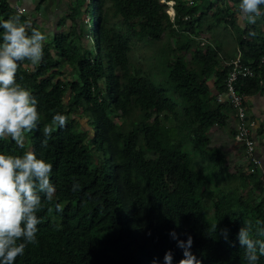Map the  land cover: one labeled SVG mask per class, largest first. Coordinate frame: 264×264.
<instances>
[{
	"label": "trees",
	"instance_id": "16d2710c",
	"mask_svg": "<svg viewBox=\"0 0 264 264\" xmlns=\"http://www.w3.org/2000/svg\"><path fill=\"white\" fill-rule=\"evenodd\" d=\"M94 1L78 0L68 15L74 20L84 8L88 29L74 37L55 34L43 44L40 63L25 60L17 69V82L38 100L40 119L25 133L23 148L0 141V151L42 155L52 164L56 191L50 201L42 196L37 239L14 264H163L167 250L178 264L183 250L171 229L179 239L191 234L190 250L201 264H246L236 233L244 222L264 221L263 183L258 174L239 170L243 185L250 183L259 195L257 203L244 198L228 181L231 176L222 174L224 155L202 150L210 144L207 131L227 124L229 107L217 97L229 68L219 63V43H196L194 37L209 22V28L231 25L242 62L253 73L235 84L246 100L264 82V16L240 27L234 14L239 0H166L174 2L171 22L157 0ZM12 15L9 4L0 3V18ZM20 18L30 32L27 19ZM184 32L176 49L192 51V64L171 61L166 80L156 82L130 61L135 42L154 44L164 34ZM161 58H167L162 48L152 58L154 67ZM65 70L72 80L63 76ZM79 111L86 128L76 120ZM57 112L66 117L63 128L52 120ZM74 181L78 191L71 189ZM224 228L231 244L220 234Z\"/></svg>",
	"mask_w": 264,
	"mask_h": 264
},
{
	"label": "clouds",
	"instance_id": "9594fccd",
	"mask_svg": "<svg viewBox=\"0 0 264 264\" xmlns=\"http://www.w3.org/2000/svg\"><path fill=\"white\" fill-rule=\"evenodd\" d=\"M239 11L248 23L255 24L264 16V0H239ZM249 34L255 35L254 32ZM45 39L41 30L26 31L19 15L0 18V141H12L19 148L24 147L25 133L37 127L40 113L37 98L17 82L16 73L25 60L33 65L40 63ZM52 120L63 128L66 117L57 112ZM49 132L45 127V137ZM51 176L52 164L34 151L21 154L0 151V264H14L18 255H24L26 246L36 241L41 220L37 212L42 207V196L50 201L56 191ZM79 187L76 181L71 185L73 191H78ZM55 211H62L60 203L55 204ZM213 227L216 229V225ZM220 234L226 242L232 243L227 228ZM169 235L183 250L178 264H201L190 250L191 234L179 239L175 229H171ZM236 240L244 249L246 264H259L264 257V221L244 222L236 233ZM172 260L171 250L165 251L163 264H172ZM151 264H159V261L153 259Z\"/></svg>",
	"mask_w": 264,
	"mask_h": 264
},
{
	"label": "rangeland",
	"instance_id": "374dc122",
	"mask_svg": "<svg viewBox=\"0 0 264 264\" xmlns=\"http://www.w3.org/2000/svg\"><path fill=\"white\" fill-rule=\"evenodd\" d=\"M88 0H86V3ZM95 1L93 0V3ZM109 4V3H107ZM216 5L219 6V2L217 1ZM85 7V5L83 6ZM212 13V11L209 13V15ZM234 14L238 18V25L240 27L244 26V18L241 16L239 11V5L234 6ZM171 21V20H170ZM62 24L59 28V33H66L70 32L72 34V37L74 35H77L83 30L84 27L88 29V17L86 14V11L84 8L81 9L80 14L74 19L71 20L68 18V16L61 21ZM173 22V21H171ZM211 22L206 24L204 26V29L202 33H198L194 40L196 43L200 42L201 44H205L207 42L211 43H219V49L221 50V53L226 54L227 56L234 57L236 53V45L234 41V31L231 25L227 23H222L220 25H213L212 28H209V25ZM88 35V36H87ZM85 36V40L83 41V44L86 43V39L88 40L90 38L89 33H87ZM186 36L187 33H177L173 35L172 37H168L166 34H164L158 43L154 44H148L145 42H135L132 46V50L130 53V61L133 65H135L138 68H141L143 73L148 72L149 75L153 80L156 82L164 81L166 80V77L169 72L168 64L171 61H175L176 59L182 60L186 62L189 66L192 64V58H193V52H179L177 51V45L181 44L184 40L181 36ZM210 39V38H212ZM52 43V41H51ZM163 49V51L166 52L167 58H161L158 59V63L156 67H154V64L152 62V58H154L159 49ZM222 66V65H221ZM66 72V70H65ZM71 72L68 70L63 76L66 79L72 80ZM213 79H210L207 81V85L213 89ZM69 97V96H68ZM64 101L61 102L60 106L62 108H66L67 103L70 100V97ZM76 120H79L81 126L83 128H86L88 126L87 121L85 119L83 111H79L76 116ZM118 119H115L113 123H116ZM122 131L126 132V126L124 125L122 127ZM221 131H225L224 135L222 136ZM234 135V127L228 126L227 128H219L217 126L209 129L205 135L206 138L209 139L210 144L207 147L202 148L204 152L211 155L214 154L216 151H220L226 160V164L222 168V174H229L231 177L229 178V182L232 185L237 186L240 190V194L243 195L244 198H251L255 200V203L258 202L259 195L256 191L253 190L252 185L246 184L243 185V183L240 181L238 174L239 170L243 171L246 169L244 162L242 161L243 157L241 153L243 154V149L239 148L238 151L235 148L232 149V145L226 143V139H223V137L228 138L231 140L232 136ZM233 139V138H232ZM231 143V141H230ZM104 172H107L106 167L103 168ZM221 174V175H222ZM222 177L226 178V175H222Z\"/></svg>",
	"mask_w": 264,
	"mask_h": 264
},
{
	"label": "built area",
	"instance_id": "2783aa9c",
	"mask_svg": "<svg viewBox=\"0 0 264 264\" xmlns=\"http://www.w3.org/2000/svg\"><path fill=\"white\" fill-rule=\"evenodd\" d=\"M89 1V0H88ZM159 4L165 7V13L171 21L174 20V2H167L166 0H157ZM6 2L14 14L22 16L25 14V9L19 6L20 0H0V3ZM191 5V1H187ZM187 18H184L186 20ZM262 63L264 58H262ZM223 66L229 68L226 77L224 93L217 97L218 102H225L229 110L233 113L235 125L233 142L241 149H243V162L246 167L244 170L247 174H258L263 183L264 188V162L256 155V142L253 132L256 129V124L247 117L246 100L243 95L236 92L235 84L239 78L252 79L253 73L248 65L242 62V53L236 49L235 58L224 62ZM261 86L264 85L260 81Z\"/></svg>",
	"mask_w": 264,
	"mask_h": 264
},
{
	"label": "crops",
	"instance_id": "0c3cea01",
	"mask_svg": "<svg viewBox=\"0 0 264 264\" xmlns=\"http://www.w3.org/2000/svg\"><path fill=\"white\" fill-rule=\"evenodd\" d=\"M78 0H20V7L25 9V14L22 15L28 21V28L41 30L45 34L44 45H49L54 38V35L59 33V28L70 12L75 7ZM246 19L244 18V21ZM221 43V42H218ZM237 49V48H236ZM236 55V53H235ZM234 57L220 53V64L228 62ZM227 115L228 126L234 127L235 120L231 111H224ZM246 113L249 120L254 121L256 129L253 136L256 142V155L264 162V85L262 91L248 99H246ZM225 131H221L222 136ZM233 138V135H231ZM225 138L226 143L232 145L234 152L239 150V147L233 142V139ZM231 141V143H230ZM237 153V152H236ZM242 157L243 154L241 153ZM243 161V159H242Z\"/></svg>",
	"mask_w": 264,
	"mask_h": 264
}]
</instances>
